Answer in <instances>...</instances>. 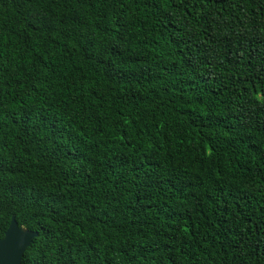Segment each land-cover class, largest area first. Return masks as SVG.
Listing matches in <instances>:
<instances>
[{"label":"trees","instance_id":"obj_1","mask_svg":"<svg viewBox=\"0 0 264 264\" xmlns=\"http://www.w3.org/2000/svg\"><path fill=\"white\" fill-rule=\"evenodd\" d=\"M21 264H264V0H0V239Z\"/></svg>","mask_w":264,"mask_h":264},{"label":"water","instance_id":"obj_2","mask_svg":"<svg viewBox=\"0 0 264 264\" xmlns=\"http://www.w3.org/2000/svg\"><path fill=\"white\" fill-rule=\"evenodd\" d=\"M38 238V233L18 226L11 218L3 239H0V264H21L26 250Z\"/></svg>","mask_w":264,"mask_h":264}]
</instances>
